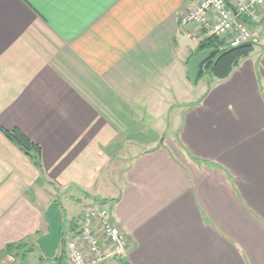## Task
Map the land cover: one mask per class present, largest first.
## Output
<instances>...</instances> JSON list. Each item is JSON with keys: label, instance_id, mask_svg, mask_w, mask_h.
I'll use <instances>...</instances> for the list:
<instances>
[{"label": "crops", "instance_id": "crops-1", "mask_svg": "<svg viewBox=\"0 0 264 264\" xmlns=\"http://www.w3.org/2000/svg\"><path fill=\"white\" fill-rule=\"evenodd\" d=\"M198 1L0 0V262L70 264L81 213L106 205L129 245L103 264H264V40L183 108ZM175 107L174 144L137 129Z\"/></svg>", "mask_w": 264, "mask_h": 264}, {"label": "built area", "instance_id": "built-area-1", "mask_svg": "<svg viewBox=\"0 0 264 264\" xmlns=\"http://www.w3.org/2000/svg\"><path fill=\"white\" fill-rule=\"evenodd\" d=\"M262 7L264 0H199L181 15V25H192L229 46H238L253 40L251 25L260 19ZM128 245L127 233L112 220L106 205L84 210L79 229L66 242L70 264H103L109 255H122ZM108 246H112L111 253Z\"/></svg>", "mask_w": 264, "mask_h": 264}, {"label": "trees", "instance_id": "trees-1", "mask_svg": "<svg viewBox=\"0 0 264 264\" xmlns=\"http://www.w3.org/2000/svg\"><path fill=\"white\" fill-rule=\"evenodd\" d=\"M254 44L255 43L252 40L248 43H243L238 46H229L226 44V41L224 39H220L214 35H206L199 41L198 48L194 54L209 47L215 48V51L204 62V64L201 65L199 77H201L203 74H209L212 77H217L218 79L227 78L231 74L233 69L239 64L241 58L248 56L252 52ZM2 131L11 141L17 144L27 156H29V158L39 169L42 168V147L39 143L30 139L18 127L12 129L2 128ZM111 200L113 201L116 199ZM103 202L107 203L108 200L104 199ZM22 244L23 243L21 242L11 243L7 245V249H12L15 246L20 247Z\"/></svg>", "mask_w": 264, "mask_h": 264}, {"label": "rangeland", "instance_id": "rangeland-1", "mask_svg": "<svg viewBox=\"0 0 264 264\" xmlns=\"http://www.w3.org/2000/svg\"><path fill=\"white\" fill-rule=\"evenodd\" d=\"M261 29L258 28L256 26L253 27V31H255V34L253 36L254 39H256V37H259L260 39L258 40H264V32L261 33L260 35V31ZM203 34V33H202ZM203 35H206L205 33ZM205 37V36H204ZM199 38V36H198ZM197 38V39H198ZM254 43H255V48L258 49L259 47V41L256 42V40H254ZM176 84L175 86L178 87L179 91H177L176 95H178V97L180 99L183 100V108L184 106L187 105V102L184 100H187V101H193V100H196L197 98L200 97L203 89L205 87L208 86L209 83H211L212 81V76L209 75V74H203L201 77H199V79L197 80V82H192L190 81L189 78H183L181 76H177L176 75ZM174 94V93H172ZM162 110V109H160ZM180 110L178 107H175V108H166V112L164 114V116L161 117V122L160 123H155L153 124L152 123V113L150 115V122L151 123H144V124H147L145 126H142L141 124H139L138 126L136 127H139L137 129L141 130L142 129H145L146 126H148L149 128H153V129H156V131L160 132L159 135L160 136H163V140L166 141V142H170L172 144L175 143V137L178 138V130H177V113H179ZM147 120H145L146 122ZM149 124V125H148ZM147 134L150 136L154 135L155 132L154 130H150L149 132L145 133V136H147ZM134 150H139L137 148H135ZM129 159V157L126 155L123 157L122 160L118 161V165H115V169L118 168L119 170H115L114 169V173L115 175L119 176V178H121L122 176V173H123V168L124 166H126L127 164V160ZM90 207H94V206H89ZM113 260V259H112ZM116 261V264H119L118 263V260H115Z\"/></svg>", "mask_w": 264, "mask_h": 264}, {"label": "water", "instance_id": "water-1", "mask_svg": "<svg viewBox=\"0 0 264 264\" xmlns=\"http://www.w3.org/2000/svg\"><path fill=\"white\" fill-rule=\"evenodd\" d=\"M215 48L209 47L201 50L200 52L194 54L188 64V78L192 82H197L200 76L201 65L214 53Z\"/></svg>", "mask_w": 264, "mask_h": 264}]
</instances>
